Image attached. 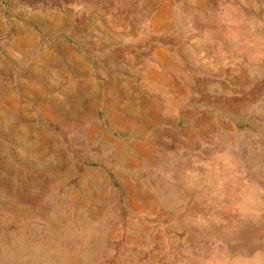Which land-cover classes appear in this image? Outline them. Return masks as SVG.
<instances>
[{
    "label": "rangeland",
    "instance_id": "1",
    "mask_svg": "<svg viewBox=\"0 0 264 264\" xmlns=\"http://www.w3.org/2000/svg\"><path fill=\"white\" fill-rule=\"evenodd\" d=\"M0 264H264V0H0Z\"/></svg>",
    "mask_w": 264,
    "mask_h": 264
}]
</instances>
